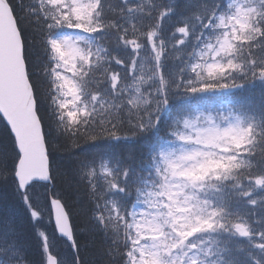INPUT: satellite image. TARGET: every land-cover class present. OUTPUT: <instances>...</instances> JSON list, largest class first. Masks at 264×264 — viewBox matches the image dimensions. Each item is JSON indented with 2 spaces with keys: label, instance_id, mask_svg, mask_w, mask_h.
Instances as JSON below:
<instances>
[{
  "label": "snow or ice",
  "instance_id": "6c2138e0",
  "mask_svg": "<svg viewBox=\"0 0 264 264\" xmlns=\"http://www.w3.org/2000/svg\"><path fill=\"white\" fill-rule=\"evenodd\" d=\"M0 264H264V0H0Z\"/></svg>",
  "mask_w": 264,
  "mask_h": 264
}]
</instances>
